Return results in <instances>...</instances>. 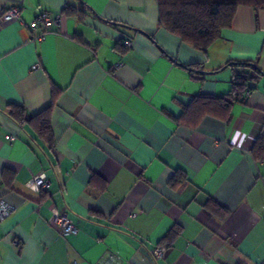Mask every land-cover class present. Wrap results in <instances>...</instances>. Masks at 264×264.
Listing matches in <instances>:
<instances>
[{
	"label": "crops",
	"instance_id": "obj_1",
	"mask_svg": "<svg viewBox=\"0 0 264 264\" xmlns=\"http://www.w3.org/2000/svg\"><path fill=\"white\" fill-rule=\"evenodd\" d=\"M12 6L0 195L15 210L0 264H264V75L228 116L198 103L229 93L232 62L264 71V9L239 6L204 52L160 25L158 0H0V17ZM44 13L59 21L33 28ZM48 107L50 140L30 122ZM41 173L48 190L29 184ZM55 210L77 232L60 234Z\"/></svg>",
	"mask_w": 264,
	"mask_h": 264
},
{
	"label": "trees",
	"instance_id": "obj_2",
	"mask_svg": "<svg viewBox=\"0 0 264 264\" xmlns=\"http://www.w3.org/2000/svg\"><path fill=\"white\" fill-rule=\"evenodd\" d=\"M158 3L160 25L204 52L219 38L222 30L232 25L239 6L264 9V0H158ZM72 11H75L72 6L65 8V13ZM230 64L234 74L229 93L223 96L201 95L197 101L202 108L213 106L225 116L230 114L232 104L243 101L245 93L251 92L254 84L264 75V71L253 61H235ZM11 113L21 121L25 120L24 108L11 106ZM30 122H35L38 130L49 140L52 138L50 107L33 116ZM252 152L256 158L264 159L263 136L256 141Z\"/></svg>",
	"mask_w": 264,
	"mask_h": 264
},
{
	"label": "built area",
	"instance_id": "obj_3",
	"mask_svg": "<svg viewBox=\"0 0 264 264\" xmlns=\"http://www.w3.org/2000/svg\"><path fill=\"white\" fill-rule=\"evenodd\" d=\"M21 18V8L12 6L7 8L0 17V21L8 22L12 20H19ZM59 21L58 17H52L49 14H41L36 18L31 25L33 28H36L39 24L43 25L46 28H49L52 23ZM126 47L132 45L131 40H125ZM121 67V64L115 65V68ZM8 138L14 139V135H9ZM32 187H35L40 190H48L50 186V180L48 179L45 173L39 175H34L29 183ZM15 206L6 200L4 196L0 195V225L14 212ZM51 223L57 227V230L60 234L67 235L70 233L77 232L78 228L75 223L71 220L65 212H60L58 210L54 211V214L51 218ZM165 246L160 245L155 248V254L157 256H163L165 252Z\"/></svg>",
	"mask_w": 264,
	"mask_h": 264
}]
</instances>
